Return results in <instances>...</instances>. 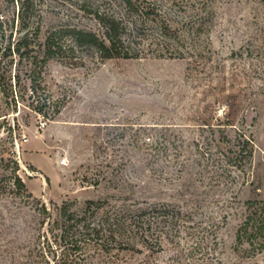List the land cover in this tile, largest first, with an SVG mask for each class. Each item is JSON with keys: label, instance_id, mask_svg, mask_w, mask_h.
<instances>
[{"label": "rangeland", "instance_id": "obj_1", "mask_svg": "<svg viewBox=\"0 0 264 264\" xmlns=\"http://www.w3.org/2000/svg\"><path fill=\"white\" fill-rule=\"evenodd\" d=\"M20 1L0 0V205L15 171L52 219L63 201L175 214L160 246L87 249V264H264L235 251L246 202L264 200V0H31L29 33L54 44L31 67L12 53ZM97 15L123 23L126 58L68 37L103 39Z\"/></svg>", "mask_w": 264, "mask_h": 264}, {"label": "trees", "instance_id": "obj_2", "mask_svg": "<svg viewBox=\"0 0 264 264\" xmlns=\"http://www.w3.org/2000/svg\"><path fill=\"white\" fill-rule=\"evenodd\" d=\"M123 2L128 6L131 3L130 0ZM31 6V0L20 1V30L23 34L12 50L20 61H26L30 67L38 58L37 54H33L35 45L39 53L45 55L42 56V63L51 57L48 53L54 47L51 44L53 34L48 35L44 43L36 44L34 40L37 41V32L29 33V23L24 20ZM96 18L104 30L103 39L100 40L92 32L74 28L68 30V37L76 44L94 46L103 59L126 58L127 54L117 50L123 23L114 16L101 18L97 15ZM4 50L10 52V43ZM34 84L30 80V91L35 92ZM22 99L19 97L20 101H24ZM26 106L40 114L41 109L33 101ZM58 113H44L43 117L51 121ZM248 141L247 145H250ZM247 154H252L251 148ZM11 175L9 190L2 192L4 204L0 205V264H87L83 258L86 257L87 249L110 255L113 250L133 249L137 243L146 247L150 243L160 246L163 231L175 215L170 212L160 214L159 205L131 206L126 203L112 213H103L101 201H87L76 212L70 209V202L63 201L58 208V216L52 219L47 207L31 196L15 171ZM2 189L4 187L0 186ZM246 205V216L235 234V251L247 246L253 253H260L264 250V200H250ZM25 208L32 212L30 220H27ZM176 213H180L179 210ZM51 253L52 258L49 260L47 255ZM206 263L211 264L209 260Z\"/></svg>", "mask_w": 264, "mask_h": 264}]
</instances>
